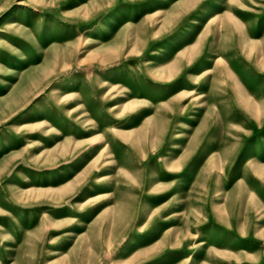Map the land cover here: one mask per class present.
<instances>
[{"label":"rangeland","instance_id":"1","mask_svg":"<svg viewBox=\"0 0 264 264\" xmlns=\"http://www.w3.org/2000/svg\"><path fill=\"white\" fill-rule=\"evenodd\" d=\"M195 1L0 0V264H264V0Z\"/></svg>","mask_w":264,"mask_h":264},{"label":"crops","instance_id":"2","mask_svg":"<svg viewBox=\"0 0 264 264\" xmlns=\"http://www.w3.org/2000/svg\"><path fill=\"white\" fill-rule=\"evenodd\" d=\"M205 2H206L207 7L205 9H203V12H201V14H202L203 17H205L207 19V21L210 22V20L212 18H214V16L216 14H214L215 12H211L212 10L209 8V4H212V3L211 2H208L207 0H205L204 3ZM197 3L198 2H196L194 0V4L192 2H189V3L184 4L180 8V10L178 11L179 21H177V23L183 20V18L185 17V15L190 10H192V8H193L194 5H199L200 4V3L199 4H197ZM196 8L197 7H194V11L196 10ZM196 40H194V43L196 42ZM24 104L25 103H0V118H1V120L4 119V121H6L8 116H10L9 117V119H10L13 116L14 113L16 114V113H18V110L20 111L22 109V107L24 106Z\"/></svg>","mask_w":264,"mask_h":264},{"label":"bare ground","instance_id":"3","mask_svg":"<svg viewBox=\"0 0 264 264\" xmlns=\"http://www.w3.org/2000/svg\"><path fill=\"white\" fill-rule=\"evenodd\" d=\"M11 25H13V26H15V27H18L21 31L22 30H25L24 29V26L22 25V24H17L16 22H13ZM88 42H91V40H90V38H88V40H87ZM111 83V82H110ZM103 85H109L108 84V82H104V84ZM118 131H121V130H118ZM125 134V133H124Z\"/></svg>","mask_w":264,"mask_h":264}]
</instances>
